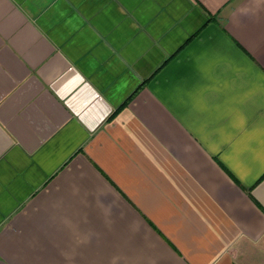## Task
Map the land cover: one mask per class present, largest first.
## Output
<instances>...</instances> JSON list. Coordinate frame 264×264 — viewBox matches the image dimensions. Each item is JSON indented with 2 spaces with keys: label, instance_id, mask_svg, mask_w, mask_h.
I'll return each mask as SVG.
<instances>
[{
  "label": "crops",
  "instance_id": "crops-1",
  "mask_svg": "<svg viewBox=\"0 0 264 264\" xmlns=\"http://www.w3.org/2000/svg\"><path fill=\"white\" fill-rule=\"evenodd\" d=\"M0 264H264V0H0Z\"/></svg>",
  "mask_w": 264,
  "mask_h": 264
}]
</instances>
